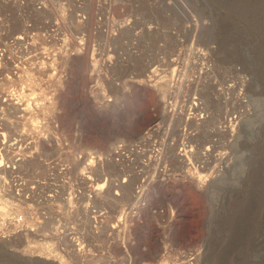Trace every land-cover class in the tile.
<instances>
[{
    "label": "rangeland",
    "instance_id": "1",
    "mask_svg": "<svg viewBox=\"0 0 264 264\" xmlns=\"http://www.w3.org/2000/svg\"><path fill=\"white\" fill-rule=\"evenodd\" d=\"M115 3V16L129 15L130 24L107 54L120 85L104 80L99 89L114 102L91 99L90 55L75 57L59 103L62 128L69 136L78 133L82 145L100 149L114 140L137 139L162 110L164 100L149 77L160 73L162 85H169L165 97L196 96L205 110L201 120L188 110L183 118H166L171 137L179 139L181 129L189 128L197 131L200 146L216 139L217 149L228 152V168L200 190L197 179L209 169L194 175L170 165L176 178L151 185L140 217L121 231L128 243L106 245L99 236L90 264H264V0ZM234 114L239 121L232 135L220 126ZM157 208L165 209L163 216ZM168 216L173 219L163 231L158 224ZM118 235L113 231L116 241ZM30 241L39 240L26 233L0 239V264L49 260L26 251ZM64 256L67 264L79 263L76 254Z\"/></svg>",
    "mask_w": 264,
    "mask_h": 264
},
{
    "label": "built area",
    "instance_id": "2",
    "mask_svg": "<svg viewBox=\"0 0 264 264\" xmlns=\"http://www.w3.org/2000/svg\"><path fill=\"white\" fill-rule=\"evenodd\" d=\"M115 5V0H0V239L26 233L51 240L63 256L76 254L78 264L96 260L101 235L106 245L128 243L121 231L140 217L151 185L176 178L170 165L191 174L209 169L201 175L205 182L228 168V152L217 149L216 139L200 146L194 129H181L177 139L165 126L166 118H183L184 110L203 119V104L195 97L170 94L137 139L114 140L104 149L84 146L78 133L69 136L62 128L59 103L75 57L90 55L91 99L106 106L114 102L99 89L104 80L120 85L110 74L116 64L107 54L130 24L129 15L115 16ZM238 121L236 114L226 116L220 128L234 135ZM170 147L175 154L168 155ZM129 188L131 200L116 207ZM168 217L158 224L163 231L172 222Z\"/></svg>",
    "mask_w": 264,
    "mask_h": 264
},
{
    "label": "bare ground",
    "instance_id": "3",
    "mask_svg": "<svg viewBox=\"0 0 264 264\" xmlns=\"http://www.w3.org/2000/svg\"><path fill=\"white\" fill-rule=\"evenodd\" d=\"M178 1V0H177ZM177 61V60H176ZM177 67V66H176ZM175 67V68H176ZM150 78L152 77V81L154 82V86L157 87L159 89V97L160 99L163 101H165L166 97V90H168L169 85H162V81H164L163 76L160 75V73H157L155 75V78H153V75L149 76ZM177 80V79H175ZM173 79V81H175ZM166 82V81H165ZM177 82V81H176ZM175 82V83H176ZM164 83V82H163ZM166 84V83H165ZM168 84V83H167ZM171 85V83H170ZM173 86V85H172ZM160 87V88H159ZM173 89V88H172ZM168 92V91H167ZM171 92V91H169ZM181 92V91H180ZM175 94V93H174ZM170 95V94H169ZM188 95V94H187ZM183 96V95H182ZM196 97V96H195ZM165 98V99H164ZM239 118V117H238ZM176 119V118H175ZM179 119V117H178ZM174 120V119H173ZM237 130V129H236ZM199 172V171H198ZM190 175V174H189ZM195 175V174H194ZM215 181H212L211 184H214ZM204 179L202 177H200L199 179H197V188L202 190L204 189ZM222 186V185H221ZM220 190L223 188L219 187ZM132 189H128L127 190V197L126 199H124L121 202L116 203V207H119L120 204H124V202L130 201L131 197H132ZM223 190V189H222ZM26 251H28L29 253H31L33 256H38V255H34L36 252L40 253V254H45L47 256V258H49V260L47 259H38V260H32V264H67V261L65 260L63 254L60 252V250L58 249L57 246H55V243L52 242L51 240H47L45 239L44 241H30L27 245H26ZM31 259V258H30ZM29 259V260H30ZM34 259V258H33ZM199 259V258H198ZM91 263H93V260H90ZM29 262V261H28ZM27 262V263H28ZM31 262V261H30ZM161 263V262H160ZM165 264V263H164ZM189 264V263H188Z\"/></svg>",
    "mask_w": 264,
    "mask_h": 264
}]
</instances>
